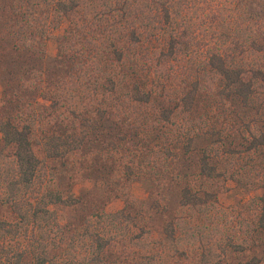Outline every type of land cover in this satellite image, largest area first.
Here are the masks:
<instances>
[{
  "label": "trees",
  "instance_id": "16d2710c",
  "mask_svg": "<svg viewBox=\"0 0 264 264\" xmlns=\"http://www.w3.org/2000/svg\"><path fill=\"white\" fill-rule=\"evenodd\" d=\"M0 86V264H264V0H0Z\"/></svg>",
  "mask_w": 264,
  "mask_h": 264
},
{
  "label": "rangeland",
  "instance_id": "374dc122",
  "mask_svg": "<svg viewBox=\"0 0 264 264\" xmlns=\"http://www.w3.org/2000/svg\"><path fill=\"white\" fill-rule=\"evenodd\" d=\"M63 30V29H62ZM61 30V32H62ZM47 53L49 56L53 57L56 53V43L54 40L49 41L47 45ZM0 95H1V86H0ZM148 182L145 180H140L134 183L131 187V192L134 197L138 199L145 200L147 198V194L149 191ZM91 188V184L89 182H84L74 187L75 194H79L82 191H86ZM259 191H250L244 188H240L233 183H230L228 186V190L225 194L220 196V203L223 206H229L236 204L238 202H245L250 198L254 197L255 195L259 194ZM123 206V202L120 199L112 200L109 204L106 205L105 210L106 212L113 213L117 210L121 209ZM57 213L59 217L60 223H64L73 215H79L78 210L69 209L64 207L63 205H55L51 207ZM158 236L154 235V238Z\"/></svg>",
  "mask_w": 264,
  "mask_h": 264
}]
</instances>
